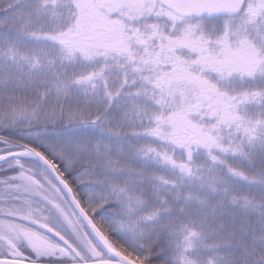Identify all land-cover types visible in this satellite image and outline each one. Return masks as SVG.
Listing matches in <instances>:
<instances>
[{"label":"snow or ice","instance_id":"6c2138e0","mask_svg":"<svg viewBox=\"0 0 264 264\" xmlns=\"http://www.w3.org/2000/svg\"><path fill=\"white\" fill-rule=\"evenodd\" d=\"M0 264H264V0H0Z\"/></svg>","mask_w":264,"mask_h":264}]
</instances>
